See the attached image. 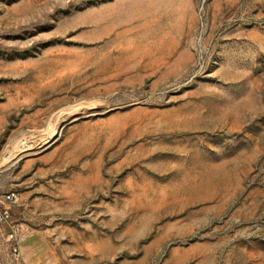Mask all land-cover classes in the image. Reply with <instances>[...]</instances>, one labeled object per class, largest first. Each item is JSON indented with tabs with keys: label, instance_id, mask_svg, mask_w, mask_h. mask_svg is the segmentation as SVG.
Here are the masks:
<instances>
[{
	"label": "rangeland",
	"instance_id": "obj_1",
	"mask_svg": "<svg viewBox=\"0 0 264 264\" xmlns=\"http://www.w3.org/2000/svg\"><path fill=\"white\" fill-rule=\"evenodd\" d=\"M7 191L0 264H264V0H0Z\"/></svg>",
	"mask_w": 264,
	"mask_h": 264
},
{
	"label": "built area",
	"instance_id": "obj_2",
	"mask_svg": "<svg viewBox=\"0 0 264 264\" xmlns=\"http://www.w3.org/2000/svg\"><path fill=\"white\" fill-rule=\"evenodd\" d=\"M15 198L16 193L13 191L0 193V222L6 221L10 216V207L8 204L15 201Z\"/></svg>",
	"mask_w": 264,
	"mask_h": 264
}]
</instances>
